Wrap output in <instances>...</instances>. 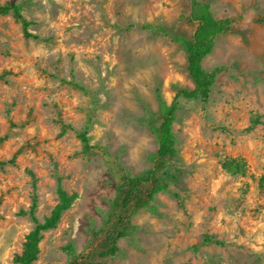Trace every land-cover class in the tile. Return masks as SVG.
<instances>
[{"label": "rangeland", "instance_id": "1", "mask_svg": "<svg viewBox=\"0 0 264 264\" xmlns=\"http://www.w3.org/2000/svg\"><path fill=\"white\" fill-rule=\"evenodd\" d=\"M12 1L38 38L0 14V160L16 153L0 168V264H17L32 193L38 219L54 206L55 174L76 197L41 233L33 264H264V0H207L231 20L201 62L216 70L208 100L178 99L176 150L156 176L169 191L149 197L146 183L145 205L125 208L111 207L118 174L108 165L116 155L131 174L152 167L154 134L137 117L157 109L156 89L169 102L174 86L192 87L172 40L194 30L189 0L0 3ZM89 113V141L110 157L80 151L74 130ZM228 157L242 158L244 172L225 170ZM204 236L224 243L200 244Z\"/></svg>", "mask_w": 264, "mask_h": 264}, {"label": "trees", "instance_id": "2", "mask_svg": "<svg viewBox=\"0 0 264 264\" xmlns=\"http://www.w3.org/2000/svg\"><path fill=\"white\" fill-rule=\"evenodd\" d=\"M0 14H10V16L19 23L23 37L38 38L32 33L28 27L30 20L26 19L21 12V5L17 2L0 3ZM189 16L195 21V27L189 37L180 34H175L172 40L176 42L182 49L185 57V68L192 82V87H176L169 102H166L158 89L155 90V98L157 101V109L150 111L145 106L143 113L137 117L138 122L148 128L153 134L156 141V149L150 155L152 159V167L136 174H131L121 166L116 155H112V163L108 165V170L114 178L115 173L118 174V179L113 183L114 196L110 199L111 207L125 208L128 204L136 206H144L141 188L146 183L152 186L148 192V196L152 197L156 192L168 190L166 182L163 179H157V173L168 174L164 171L166 159L175 153L176 137L172 131V121L175 112L178 108V99L180 97L197 99L201 104L208 100L209 91L213 83L216 70L206 71L202 67V59L207 55L214 43V38L225 32L231 22L228 18H216L209 9L207 0H189ZM257 22L264 23V15L256 18ZM132 26V24H129ZM141 28L150 31H162V27L151 23L140 25ZM4 73H0V79ZM72 86L80 89L83 93L89 92L80 84L73 80L66 81ZM93 100L96 98L93 95ZM91 114H87L85 123L79 129L74 130L76 137L80 142V151L85 154L97 153L102 158L111 156L107 147L102 144L90 143L88 130L90 125ZM63 128H70L69 124L63 125ZM223 129V127H219ZM8 137L7 133L0 135V142ZM14 153L8 159L0 160V168L8 164H14ZM106 163L108 160L104 159ZM222 167L230 173H243L245 164L240 157H228L222 161ZM56 202L50 212L42 219H38L35 215L36 195L32 193L30 203L24 211L28 215L33 225L26 233L20 251L14 256V261L17 264H33L36 259L41 233L55 226L62 212L66 210L73 199L76 197L75 192H67L60 183V176L54 175ZM174 196L176 193L171 192ZM223 244L224 241L214 239L210 236H204L200 244Z\"/></svg>", "mask_w": 264, "mask_h": 264}]
</instances>
